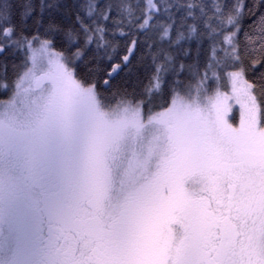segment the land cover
Segmentation results:
<instances>
[{
  "label": "snow or ice",
  "instance_id": "snow-or-ice-1",
  "mask_svg": "<svg viewBox=\"0 0 264 264\" xmlns=\"http://www.w3.org/2000/svg\"><path fill=\"white\" fill-rule=\"evenodd\" d=\"M0 264H264V0H0Z\"/></svg>",
  "mask_w": 264,
  "mask_h": 264
},
{
  "label": "trees",
  "instance_id": "trees-1",
  "mask_svg": "<svg viewBox=\"0 0 264 264\" xmlns=\"http://www.w3.org/2000/svg\"><path fill=\"white\" fill-rule=\"evenodd\" d=\"M121 76H123V73L121 74ZM117 79L119 80L120 78L118 77Z\"/></svg>",
  "mask_w": 264,
  "mask_h": 264
}]
</instances>
